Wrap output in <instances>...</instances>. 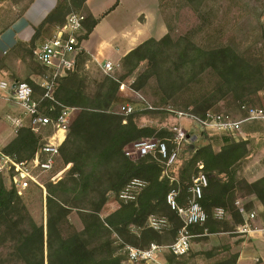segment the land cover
<instances>
[{"label":"trees","instance_id":"obj_1","mask_svg":"<svg viewBox=\"0 0 264 264\" xmlns=\"http://www.w3.org/2000/svg\"><path fill=\"white\" fill-rule=\"evenodd\" d=\"M86 1L64 0L59 3L39 27L32 42L29 45L19 44L18 47L29 46L34 50L40 31L47 24L62 17L64 19L58 25L61 26L73 12L87 16L83 39L87 38L95 21L91 24L88 22ZM159 1L162 9V0ZM189 1L195 5L201 0ZM86 59L87 55L81 51L77 56L75 71L58 79L54 94L56 106L43 100L44 91L40 85L35 87L26 81L34 90V98L44 108L50 109L51 105L56 107V111L50 113L52 117L56 116L61 106L77 109L67 139L61 147V161L65 166L72 164V167L58 183H47L46 227L35 220L15 190H8L4 186L0 176V264H126L127 255L123 245L139 248L148 247L151 243L168 245L175 241L182 227L181 219L166 203V195L172 186L168 179L161 178L160 163L153 158L133 161L124 154L125 148L132 143L155 134L158 139H170L171 132L165 129L158 132L155 128L139 126L135 118L137 112L127 116L115 111V105L121 99L119 89L123 77L106 74L103 81L98 83L95 93L87 95L81 86L83 80L79 79L77 84L79 77H76L82 75L80 65ZM145 61L149 62L150 68L137 79L139 86L136 88L142 87V80L145 82L156 76L159 86L167 91L169 97L177 91L193 90L206 72L219 76L217 87L199 98L197 109L190 106L176 109L196 117H203L220 101L216 92L246 87L253 84L259 75L256 68L229 48L205 50L192 42L173 40L169 33L159 40L151 38L132 50L121 60V67L131 75ZM38 88L42 93L36 98ZM262 88L263 82L254 92ZM39 144L40 139L34 132L21 128L2 151L19 160H29ZM168 145L170 148L171 145ZM192 146L189 150H193L194 155L187 168L180 175L176 173L181 190L179 203L185 204L192 178L197 174L198 164H202L203 171L209 177V186L204 190L201 204L209 219L205 225L193 229L201 232L208 230L210 233L233 232L244 222L235 206L237 186L247 188L248 193L254 195L264 207V177L252 183L240 181L235 170L236 164L249 155L248 143L226 141L219 152H215L211 144L201 148ZM190 168H197L195 174L190 175ZM135 179L147 183L137 200L128 203L121 201L117 211L102 218L100 214L107 204L108 195L115 193L119 196ZM217 208L225 210L222 220L214 216ZM246 208L251 211L247 205ZM73 212H78L83 222L81 231L69 221ZM152 216L166 218L169 227L162 232L152 229L148 222ZM166 232L173 237L167 244L162 240V233ZM114 235L123 244H119ZM236 259L237 255H233L215 264H235Z\"/></svg>","mask_w":264,"mask_h":264},{"label":"built area","instance_id":"obj_2","mask_svg":"<svg viewBox=\"0 0 264 264\" xmlns=\"http://www.w3.org/2000/svg\"><path fill=\"white\" fill-rule=\"evenodd\" d=\"M86 20L87 16L83 13H70L65 23L57 26L54 34L33 50L36 62L51 71V76L44 80L40 87L44 91L43 100H48L55 106L57 102L54 94L58 79L66 77L76 69L77 56L81 52V43L86 35ZM114 70L115 66L111 62H106L103 66L105 74H111ZM120 88L124 90L125 85L122 84ZM0 89L11 92L13 100L23 111L19 117L9 116L15 130L29 128L40 139L38 149L29 160H19L15 156L3 153L0 148V176L7 179L10 189L15 190L19 196L24 191L31 189H39L47 194V183L56 184L61 181L71 166L69 164L59 171L56 170L57 163L61 160V147L67 139L77 109L61 106L56 116L52 117L50 113L56 111V107L51 105L50 109L44 108L34 98V90L26 81H16L11 85L1 82ZM140 98L141 103L138 105L143 108H137V104L126 105L121 107L119 113L128 116L139 110H165L174 119V123L168 128L172 136L165 140L153 137L143 138L126 147L124 154L131 160L153 158L160 163L162 166L161 178L168 179L172 186L166 195V203L181 219L182 227L171 244L151 243L145 248L125 244L123 250L127 255L126 264H168L160 261L161 255L168 252L176 258L187 256L195 237L192 229L205 225L209 219V215L201 204L204 190L209 186V177L203 171L202 164H198V173L192 178L188 189L189 196L185 199V204L179 203L180 181L175 169L187 147L194 140L182 121L187 120L193 126L199 125L204 130L226 135L237 141L241 138L245 140L243 124L264 120V108L244 105L241 110L245 117L241 119H237L229 113L212 111L207 112L203 117H196L173 107L166 109L153 107L143 97ZM168 143L171 145L170 148ZM146 184L143 180H133L119 195L120 201L128 203L135 200ZM118 205L120 204L118 203ZM235 206L244 222L233 233L243 235L260 233L264 236V221L262 226L256 224L259 213L247 210L242 198L236 199ZM214 216L216 219L222 220L225 217V210L217 208ZM148 222L149 227L158 232L164 231L170 225L166 218L156 216L150 217ZM114 238L118 240L119 244H123L117 235H114Z\"/></svg>","mask_w":264,"mask_h":264},{"label":"rangeland","instance_id":"obj_3","mask_svg":"<svg viewBox=\"0 0 264 264\" xmlns=\"http://www.w3.org/2000/svg\"><path fill=\"white\" fill-rule=\"evenodd\" d=\"M31 1L32 0H0V33L23 14V11ZM160 11L161 17L167 26V34L169 33L173 40L182 39L183 41L192 42L205 50L220 49L223 47L229 48L242 60L250 64L251 67L259 71V75L256 76V80H253V84L251 85H246V87L234 90L226 89L216 92V97L217 99L219 98L220 101L211 107L210 111L215 113H229L235 118L241 119L245 117L240 108L243 104H247L249 107L264 108V0H201L195 5L191 4L189 0H162V9H160ZM18 50L20 53L25 54L28 59L27 63H29V66L32 67L35 72L41 75H47L43 70L44 68L36 62L33 50H31L29 46L20 47ZM149 68L150 64L148 61L142 62L134 73L129 75L122 69L121 61L119 66L115 67L114 72L110 75L116 78L123 77V84L125 85L124 90H121V88L119 89V96L121 99L118 101V104L115 105V111L120 112L122 106L138 105L141 103L140 97H143L146 102L150 103L153 107L160 109H166L167 107L177 109L187 106L197 109L199 106V103H197L199 98L216 88L220 80L218 75L206 72L198 80V86L193 90L177 91L169 97L167 91H163L159 86L156 76L150 77L145 82L142 80L140 83L142 87L136 88L139 86L137 79ZM82 75L76 76L79 77L77 79V84L79 79L83 80L81 86L84 87L86 94L93 95L97 89L98 83L103 81L106 74L97 72L93 74L82 73ZM29 82L35 87L38 85L37 83ZM259 82H263V88L259 92H254L255 88L260 85ZM41 93L42 91L40 88L36 89V98H38V95ZM1 99H5L11 107L10 114H7L12 117H19L22 115L23 111L13 100L11 92H0V100ZM137 108L143 107L138 105ZM139 111L141 112L137 111L135 118L136 123L141 127L155 128L160 132L163 129L168 130L171 124L174 123V119L170 115L167 116V111L165 110L160 112L151 110ZM7 114L3 115L6 116ZM76 114L77 112L74 114V118ZM3 120L4 123H8L5 117ZM182 123L190 135L193 136L197 134L201 136L202 139L199 143L196 141L191 142L190 146L187 147V150L182 155L181 161L175 169L178 175L187 168L194 155L193 150H189V148H191L192 145H195L196 148L209 145L211 144L210 140L215 137L213 132L204 130L199 125L193 126V124L187 120H183ZM1 124L3 125V122ZM243 132L245 134V140L241 138L237 141L231 137L227 138L224 135L222 136L226 138L224 142L246 141L248 143L247 150L249 155L236 164L235 170L240 181L246 180L252 183V172L264 166V120L244 123ZM154 136H151V138L158 137L157 135ZM205 139H207V142H204ZM138 160L140 159H133V161ZM64 167L63 161L60 160L57 163L56 170L59 171ZM71 167L72 164L70 168ZM196 169L197 168H190V175L195 174ZM3 181L4 186L9 190L10 185L7 179H3ZM146 187L147 184L139 192L137 197ZM249 196L250 194L247 188L244 186L236 187L234 199L242 198L244 200ZM20 197L25 202L35 220L46 227L47 194L39 189H31L24 191ZM137 197L133 202L137 200ZM116 202L120 204L121 201L119 196L115 193H110L108 195L107 204L100 214L102 218H106L111 213L115 212L116 206L113 207L111 205H116ZM120 205L118 206L119 208ZM109 211H111V213ZM106 213L109 215H106ZM69 221L78 231L83 229V222L78 212L71 213ZM205 232H201L200 230L194 231V229H192L194 235H202L205 234ZM233 232L222 233H226L228 237L238 236ZM136 235L138 236L139 233H136ZM162 237L163 243L166 244L173 240L172 235L167 232L162 233ZM198 240L199 238L196 236L193 238L192 242L196 243ZM228 246L231 248L230 245ZM228 246L225 244V246L222 247L225 248ZM230 248L221 251L220 254L228 255L227 257L230 259L233 256Z\"/></svg>","mask_w":264,"mask_h":264},{"label":"crops","instance_id":"obj_4","mask_svg":"<svg viewBox=\"0 0 264 264\" xmlns=\"http://www.w3.org/2000/svg\"><path fill=\"white\" fill-rule=\"evenodd\" d=\"M63 1H32L23 14L0 33V83L7 82L11 85L16 81H31L40 85L51 76V71L45 68L43 70L47 75L35 72L27 63L28 59L25 54L19 52L18 45H29L49 14ZM85 5L89 17L88 22L91 24L95 21V25L81 43V51H84L88 57L80 65L84 74L104 73L103 66L106 62H111L118 67L120 61L128 53L145 41L151 38L159 40L167 35V26L161 17L159 0H87ZM62 19L64 18L54 19L40 31L34 48L54 34ZM0 92L3 90L0 89ZM4 100H0L1 149L10 144L17 135L9 119L11 107ZM3 116L8 120L7 124L4 123ZM214 134L215 137L210 140V143L215 152H219L225 145L226 138L221 134ZM193 137V142H201V136L195 134ZM204 142H207V139ZM262 177H264V166L252 172L251 182ZM243 202L248 208L259 213L256 224L262 226L264 207L261 202L254 195H250ZM111 206H116L114 211L119 208L118 202ZM106 215L109 214L106 213ZM237 235L228 237L226 233H210L206 230L205 234L195 235L199 240L196 243L192 242L190 253L186 257L176 259L167 252L161 255L160 261L168 264H215L217 261L229 259L228 255H221L220 252L230 248L228 246L230 245L232 255H237L235 264H264V236L260 233ZM225 244L228 247L223 248Z\"/></svg>","mask_w":264,"mask_h":264}]
</instances>
